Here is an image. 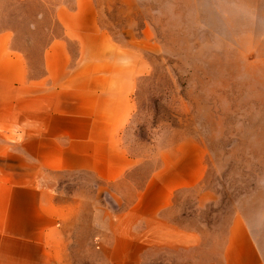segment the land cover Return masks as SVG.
<instances>
[{
	"label": "crops",
	"instance_id": "0c3cea01",
	"mask_svg": "<svg viewBox=\"0 0 264 264\" xmlns=\"http://www.w3.org/2000/svg\"><path fill=\"white\" fill-rule=\"evenodd\" d=\"M32 5L51 18L33 68ZM1 13L19 24L0 20V264H139L130 238L185 236L177 194L196 182L199 152L192 161L187 141L141 172L123 138L138 73L117 68L93 0H0ZM62 173L87 196L53 194ZM252 253L245 264H263Z\"/></svg>",
	"mask_w": 264,
	"mask_h": 264
},
{
	"label": "rangeland",
	"instance_id": "374dc122",
	"mask_svg": "<svg viewBox=\"0 0 264 264\" xmlns=\"http://www.w3.org/2000/svg\"><path fill=\"white\" fill-rule=\"evenodd\" d=\"M93 2L117 68L138 73L123 131L128 153L144 174L158 152L187 141L191 160L196 151L201 160L196 182L177 194L185 236L130 238L142 243L128 250H138L139 264H245L252 252L264 264V0ZM37 11L25 16L36 23L25 46L32 68L51 20L48 11L38 22ZM10 18L0 14L19 24ZM52 180L55 195L87 196L68 173Z\"/></svg>",
	"mask_w": 264,
	"mask_h": 264
}]
</instances>
